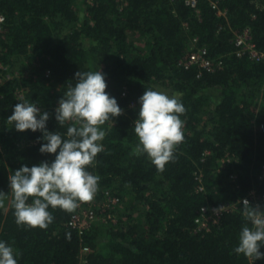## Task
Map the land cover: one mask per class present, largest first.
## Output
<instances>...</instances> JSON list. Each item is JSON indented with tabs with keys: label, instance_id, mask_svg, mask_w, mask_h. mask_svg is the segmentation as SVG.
<instances>
[{
	"label": "trees",
	"instance_id": "trees-1",
	"mask_svg": "<svg viewBox=\"0 0 264 264\" xmlns=\"http://www.w3.org/2000/svg\"><path fill=\"white\" fill-rule=\"evenodd\" d=\"M0 15V240L18 264H252L233 249L247 223L243 199L256 208L263 198L264 211V61L236 55L234 40L248 29L264 52V0H0ZM198 47L220 66H185ZM99 70L123 113L102 126L104 151L87 170L100 178L98 203L107 190L120 197L116 221L78 234L73 212L50 208L46 229L17 226L9 175L54 154L39 152L41 132L9 123L13 106L35 103L63 135L59 99L75 73ZM148 89L178 93L185 107L184 140L162 173L133 152L137 100ZM222 203L231 209L200 229L201 207Z\"/></svg>",
	"mask_w": 264,
	"mask_h": 264
},
{
	"label": "clouds",
	"instance_id": "clouds-1",
	"mask_svg": "<svg viewBox=\"0 0 264 264\" xmlns=\"http://www.w3.org/2000/svg\"><path fill=\"white\" fill-rule=\"evenodd\" d=\"M75 84L67 91L55 108L59 127L67 126L63 135L47 129L49 114L41 112L33 102L21 98L13 106L7 119L18 132H41L38 137L41 154H54L51 162L43 161L28 167L22 165L9 177L11 207L17 226L46 229L53 222L49 209L74 212L79 204L91 201L98 191L99 176L87 168L104 151L101 143L106 136L102 127L106 122L122 115L123 109L115 97L106 92V75L99 71H78ZM137 103L139 111L134 121L138 139L133 152L146 155L156 170L162 173L168 162L174 160L176 147L183 142V121L180 116L185 107L180 94L169 95L161 90H145ZM5 193L0 192V200ZM215 211V210H214ZM243 216L247 223L241 228L233 252L249 258L254 264L264 259V211L250 207L243 201ZM18 253L4 240H0V264H18Z\"/></svg>",
	"mask_w": 264,
	"mask_h": 264
},
{
	"label": "built area",
	"instance_id": "built-area-1",
	"mask_svg": "<svg viewBox=\"0 0 264 264\" xmlns=\"http://www.w3.org/2000/svg\"><path fill=\"white\" fill-rule=\"evenodd\" d=\"M184 2L190 7H195L197 0H184ZM214 7L215 2H211ZM4 17L0 15V28L1 23L3 22ZM249 31L245 29L243 33L237 34L234 40L235 46L237 47L235 53L238 56L248 54V57L252 60L264 61V52L256 48V45L250 40ZM187 60L184 62L185 66L197 65L198 67L205 69L207 71H213L215 68L220 66V62L214 63L209 57H207V50L205 47H198L188 54ZM260 128L264 130V126L260 125ZM259 177H264V164L262 165L261 174ZM200 188V187H199ZM254 194V191L251 192V195ZM120 197L116 194L111 193L110 191L105 192L103 201L99 203L96 201L95 196L89 202H84L79 204L77 209L71 214L68 226L77 230L78 234H82L84 231L90 228L92 223L95 220H101L106 222L107 220L116 221L113 215V209L116 208L120 203ZM263 199L259 196L256 197V208L260 211L259 200ZM247 200L246 198L243 199ZM231 209L230 204L222 203L218 207H209L203 206L200 209V215L195 220L199 224V228H206L209 221L215 222L216 219L220 216L222 211ZM215 210V211H214ZM86 247L83 248V251H87Z\"/></svg>",
	"mask_w": 264,
	"mask_h": 264
}]
</instances>
